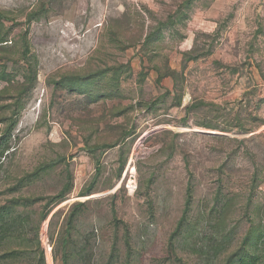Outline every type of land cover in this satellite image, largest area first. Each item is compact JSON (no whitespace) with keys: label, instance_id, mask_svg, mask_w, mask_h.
<instances>
[{"label":"rangeland","instance_id":"374dc122","mask_svg":"<svg viewBox=\"0 0 264 264\" xmlns=\"http://www.w3.org/2000/svg\"><path fill=\"white\" fill-rule=\"evenodd\" d=\"M63 255L264 264V0H0V264Z\"/></svg>","mask_w":264,"mask_h":264},{"label":"crops","instance_id":"0c3cea01","mask_svg":"<svg viewBox=\"0 0 264 264\" xmlns=\"http://www.w3.org/2000/svg\"><path fill=\"white\" fill-rule=\"evenodd\" d=\"M199 18H197V16H194L193 17V22H194V26H195V24H196V20H198ZM158 29H156V31H157ZM161 31V30H160ZM155 34H156V32H154ZM193 62H195V60H192ZM158 73H161V71H160V69L157 67L156 69H155V72H154V75H155V79H157L158 78ZM181 103V102H180ZM180 105L181 104H179V107H180ZM187 108V106H185V108L184 109H186Z\"/></svg>","mask_w":264,"mask_h":264},{"label":"trees","instance_id":"16d2710c","mask_svg":"<svg viewBox=\"0 0 264 264\" xmlns=\"http://www.w3.org/2000/svg\"><path fill=\"white\" fill-rule=\"evenodd\" d=\"M33 72V71H32ZM33 75H34V73H33ZM35 76V75H34ZM35 81V79L33 78L32 79V81ZM61 263L62 264H68V260H67V258H66V256L65 255H63L62 257H61Z\"/></svg>","mask_w":264,"mask_h":264}]
</instances>
